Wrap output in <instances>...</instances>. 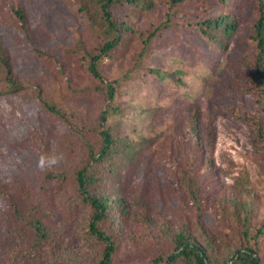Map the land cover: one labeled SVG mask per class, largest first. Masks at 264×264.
<instances>
[{
  "label": "trees",
  "instance_id": "trees-1",
  "mask_svg": "<svg viewBox=\"0 0 264 264\" xmlns=\"http://www.w3.org/2000/svg\"><path fill=\"white\" fill-rule=\"evenodd\" d=\"M76 1L94 37L93 45L79 50L78 59L96 81L94 88L101 106L90 120L84 121L71 109L39 96L43 107L70 130L48 152L61 155L60 164L48 171L39 170L43 181L52 185L58 208L43 203L18 207L14 203L16 225L26 245L10 247L6 262L1 264H117V255L124 244L145 255L152 249L153 255L147 257L145 264H262L256 240L264 233V217L259 225L250 226L252 198L246 171L235 177L241 197L222 196L217 184L213 189L206 182H199L201 175L206 176L211 146H203L199 131L198 88L192 90L189 85L185 99L174 107V118L183 126L176 140L181 167L179 181L196 206L194 218L172 223L156 216L146 203L138 209L122 194L118 180L124 166L132 163L162 133L161 129L149 128L157 106L131 103V97L139 93V85L144 83L140 75L149 73L147 76L159 81L171 77L176 83H184L173 72L144 66V59L151 54L162 31L178 25L195 28L220 57L247 10L249 20L237 46L241 51L238 68L234 69L243 93L238 95L240 102L232 112L255 130L264 153V0ZM156 8L161 9L157 22L146 28L134 27L139 16ZM12 12L23 28V9L14 7ZM185 13L195 19L180 21L178 18ZM116 52L122 59L126 57L124 66L105 79L100 64L105 57H116ZM219 70L223 73L225 67ZM0 80L4 82L0 93L22 87L12 72L10 55L1 40ZM124 94L130 97L126 106L121 105ZM244 94L254 97L251 113L241 102ZM203 187L213 195V202L219 203L222 215L232 220L234 230L229 236H214L203 223L205 203L200 194ZM70 221L75 224L76 235L73 233L72 238L67 234Z\"/></svg>",
  "mask_w": 264,
  "mask_h": 264
},
{
  "label": "rangeland",
  "instance_id": "rangeland-1",
  "mask_svg": "<svg viewBox=\"0 0 264 264\" xmlns=\"http://www.w3.org/2000/svg\"><path fill=\"white\" fill-rule=\"evenodd\" d=\"M77 4L76 0H0V40L10 55L12 72L22 86L18 91L0 93V264L6 262L10 247L26 245L16 225L14 203L18 207L43 203L58 208L52 185L39 174L37 160L40 150L50 152L70 130L43 107L39 96L71 109L84 121L90 120L101 106L94 88L96 81L78 59L79 50L93 45L94 37ZM14 7L24 11L23 28L12 12ZM160 14L161 9L156 8L139 16L134 27L146 28L157 22ZM249 14L247 10L240 17L223 56L216 55L195 28L178 25L162 31L151 54L144 59V66L173 72L184 83H176L171 77L159 81L147 76L149 73L141 74L144 81L139 85L141 90L131 97V103H139L141 107H158L149 128L162 131L150 147L121 170L118 181L122 194L134 207L139 209L146 203L156 216L172 223L194 218L196 206L180 186L176 140L183 126L174 118V107L185 99L184 92L190 85L200 93L197 101L202 144L211 146L206 176L201 175L199 182H206L207 187L217 184L222 196L241 197L235 177L246 171L252 198L250 226L259 225L264 217L263 149L255 130L232 112L240 102L238 95L243 93L235 80L234 69L238 68L241 49L237 50V46L246 33ZM178 19L186 21L195 17L185 13ZM115 55L105 57L100 64L105 79L116 75L124 66L126 57L117 56L118 52ZM224 67L225 71L220 72ZM3 84L0 80V87ZM128 96L121 97L122 106L130 102ZM241 102L248 112L253 111V96L244 94ZM204 188L200 193L205 203L203 223L212 235L229 236L234 230L232 220L222 215L219 203L215 204L213 195ZM69 223L67 234L72 238L75 224ZM256 245L264 264V233L257 238ZM151 251L145 255L124 244L117 255V264H145L147 257L153 255Z\"/></svg>",
  "mask_w": 264,
  "mask_h": 264
},
{
  "label": "clouds",
  "instance_id": "clouds-1",
  "mask_svg": "<svg viewBox=\"0 0 264 264\" xmlns=\"http://www.w3.org/2000/svg\"><path fill=\"white\" fill-rule=\"evenodd\" d=\"M62 156L59 154H41L37 160V168L40 171H48L60 164Z\"/></svg>",
  "mask_w": 264,
  "mask_h": 264
}]
</instances>
